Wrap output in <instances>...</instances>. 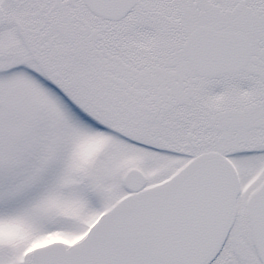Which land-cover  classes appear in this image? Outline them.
<instances>
[{"label": "snow or ice", "instance_id": "snow-or-ice-1", "mask_svg": "<svg viewBox=\"0 0 264 264\" xmlns=\"http://www.w3.org/2000/svg\"><path fill=\"white\" fill-rule=\"evenodd\" d=\"M0 264H264V0H0Z\"/></svg>", "mask_w": 264, "mask_h": 264}]
</instances>
